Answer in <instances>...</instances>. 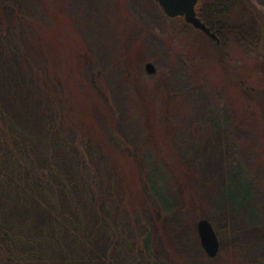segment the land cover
Instances as JSON below:
<instances>
[{"label": "trees", "instance_id": "trees-1", "mask_svg": "<svg viewBox=\"0 0 264 264\" xmlns=\"http://www.w3.org/2000/svg\"><path fill=\"white\" fill-rule=\"evenodd\" d=\"M70 2L0 0V61L26 64L27 81L20 88H35L39 107L32 102L29 111L36 107L42 119L41 130H33L21 121V113L7 107L0 90V264H199L164 242L163 223L178 197L186 214L197 223L204 219L198 174L177 145L184 143L193 155L211 134L210 125L205 120L184 123L175 132L167 118L172 108L179 109L178 101L164 95L165 106L158 110L154 90L144 79L153 75L146 70L140 75L122 59L108 75L88 45L80 12L68 9ZM196 9L217 40L183 17L164 14L177 35L194 34L207 47L203 61L220 69L214 75H221L222 86L239 93L235 106L242 104L246 116L259 114L264 110L261 10L253 0H200ZM117 67L131 78L132 120L141 119L139 112L148 117L146 139L127 133L123 109L111 98ZM17 86V80L8 81L7 88ZM257 133L264 136L262 129ZM260 141L263 147L264 138ZM247 146L235 147L239 157L227 163L228 178L211 208L256 225L262 220L255 201L261 161L247 164L246 157L260 151ZM38 211L48 217L44 227L35 220ZM232 234L234 253L228 251L225 258L221 252L215 257L206 253L208 260L243 264L236 250L256 256L264 246L263 240L248 245Z\"/></svg>", "mask_w": 264, "mask_h": 264}, {"label": "rangeland", "instance_id": "rangeland-1", "mask_svg": "<svg viewBox=\"0 0 264 264\" xmlns=\"http://www.w3.org/2000/svg\"><path fill=\"white\" fill-rule=\"evenodd\" d=\"M253 1L264 16V0ZM70 4V11L75 9V13L80 12L78 22L88 39V45L100 59L99 63L104 65L108 75L110 66L120 64V59L126 66L128 63L129 66L133 64L140 75L145 72L148 62L155 65L156 74L146 77L144 73V79L154 90L151 98L156 102L158 110L163 111L164 95L170 94L172 103L178 101L179 109L177 106L172 108L173 111L167 118L171 130L179 132L182 124L190 126L200 120L209 123L210 127L206 130L211 129V134L196 146L193 155L189 154L184 143H178L177 147L179 154L186 158L187 163L198 174L200 198L205 206L203 218L219 234V253L224 258L228 251L234 253L232 232L248 245L264 241V145L261 147L260 141L264 136L257 133L258 129L264 130V110L259 114L246 116L242 104L235 106L239 93L229 90L227 85L222 86L221 75H214L220 69L203 61L207 47L198 44L194 40V34L186 39L177 35L171 20L155 0H71ZM233 49L234 47L229 49L232 52L230 55L234 54ZM0 67V90L5 91L7 107L21 113V121L29 122L33 130H41L42 119L37 114L36 107L34 112L29 111L32 102L39 107L40 100L35 96V88L32 85L20 88L22 81H27L26 64L16 63L8 58L0 61ZM114 76L117 83L114 82L111 98L123 109L127 133L135 139H146L145 124L148 117L139 112L141 119L131 118V111L135 107L129 89L131 78L130 81L127 80L119 67L115 68ZM12 79L17 80L19 85L15 90L7 88L8 81ZM163 88L165 93H161ZM128 89L130 93L126 94L127 99L123 102L121 97ZM138 92L142 93L143 87H139ZM141 128L143 130L139 131ZM226 140L231 141V144H227ZM244 144L260 151L254 154L252 152L246 157L247 164H254L259 159L261 161L260 167H256L258 180L255 201L261 209L262 220L256 225L247 223L229 210L219 212L211 208L214 197L219 194L228 178L227 163L239 157L235 153V147ZM34 217L38 227L47 225L48 217L43 211H38ZM165 219L164 242L167 240L175 246L190 262L216 264L207 259L208 253L203 247L198 223L195 218L186 214L179 197L176 209ZM161 252H164L163 247ZM237 252L236 250L235 257L243 264H264V246L256 256L249 253L238 255Z\"/></svg>", "mask_w": 264, "mask_h": 264}, {"label": "water", "instance_id": "water-1", "mask_svg": "<svg viewBox=\"0 0 264 264\" xmlns=\"http://www.w3.org/2000/svg\"><path fill=\"white\" fill-rule=\"evenodd\" d=\"M171 18L183 17L194 28L201 30L212 39H218L217 35L201 20L197 13V4L200 0H155ZM146 72L155 75L157 70L152 62L145 65ZM198 232L206 252L215 257L219 252V239L213 225L205 219L198 223Z\"/></svg>", "mask_w": 264, "mask_h": 264}]
</instances>
